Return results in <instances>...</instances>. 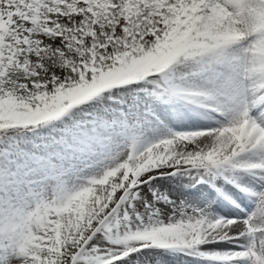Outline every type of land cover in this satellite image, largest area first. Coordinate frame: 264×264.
<instances>
[{"label":"snow or ice","instance_id":"obj_1","mask_svg":"<svg viewBox=\"0 0 264 264\" xmlns=\"http://www.w3.org/2000/svg\"><path fill=\"white\" fill-rule=\"evenodd\" d=\"M0 264H264V0H0Z\"/></svg>","mask_w":264,"mask_h":264}]
</instances>
